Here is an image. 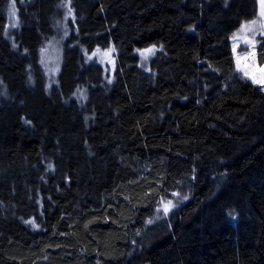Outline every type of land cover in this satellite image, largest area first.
<instances>
[{"label":"trees","instance_id":"16d2710c","mask_svg":"<svg viewBox=\"0 0 264 264\" xmlns=\"http://www.w3.org/2000/svg\"><path fill=\"white\" fill-rule=\"evenodd\" d=\"M9 1L0 264H264V90L241 75L231 44L257 0H71L78 34L51 93L38 53L64 0H14L16 52ZM255 39L262 65L264 32ZM109 46L111 88L86 64ZM153 46L144 72L135 50ZM81 85L86 105L71 98ZM164 203L176 207L158 216Z\"/></svg>","mask_w":264,"mask_h":264},{"label":"rangeland","instance_id":"374dc122","mask_svg":"<svg viewBox=\"0 0 264 264\" xmlns=\"http://www.w3.org/2000/svg\"><path fill=\"white\" fill-rule=\"evenodd\" d=\"M258 16L254 19L243 23L240 29L234 32L231 37L232 48L234 50L238 70L243 77L250 80L253 84L264 90V64L257 62V43L255 37L264 32V0H257ZM61 9L60 19L56 21L54 34L45 40L42 48L38 53V61L42 70L44 88L48 93L59 85V75L62 72L64 54L66 45H70L68 40L72 32V20L76 21L75 11L72 7L71 0H64L59 4ZM19 5L14 0H10L7 7V19L5 27V37L10 43L14 52L18 50L17 34L20 28ZM101 50H99V49ZM95 48L89 55L87 61L99 65L104 70L105 84L111 88L115 82L116 71V50L113 46L105 48ZM158 52L157 47L139 48L135 50V55L139 58V67L144 72L151 71V62ZM32 81V80H31ZM3 85V84H2ZM2 88L0 87V90ZM8 94V93H7ZM72 99H76L82 104H87L90 99V90L83 85L78 86L72 93ZM9 99V95L7 96ZM4 98V92L0 94V104ZM165 206L168 207L165 212ZM176 207L174 203H164L156 214L165 216Z\"/></svg>","mask_w":264,"mask_h":264},{"label":"snow or ice","instance_id":"6c2138e0","mask_svg":"<svg viewBox=\"0 0 264 264\" xmlns=\"http://www.w3.org/2000/svg\"><path fill=\"white\" fill-rule=\"evenodd\" d=\"M167 210H168V207H167V206H165V212H167Z\"/></svg>","mask_w":264,"mask_h":264},{"label":"bare ground","instance_id":"6f19581e","mask_svg":"<svg viewBox=\"0 0 264 264\" xmlns=\"http://www.w3.org/2000/svg\"><path fill=\"white\" fill-rule=\"evenodd\" d=\"M115 83H116V81H115Z\"/></svg>","mask_w":264,"mask_h":264}]
</instances>
